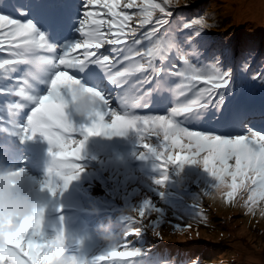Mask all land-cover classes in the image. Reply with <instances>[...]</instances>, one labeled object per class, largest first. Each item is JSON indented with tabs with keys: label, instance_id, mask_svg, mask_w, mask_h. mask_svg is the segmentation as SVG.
I'll return each mask as SVG.
<instances>
[{
	"label": "snow or ice",
	"instance_id": "snow-or-ice-1",
	"mask_svg": "<svg viewBox=\"0 0 264 264\" xmlns=\"http://www.w3.org/2000/svg\"><path fill=\"white\" fill-rule=\"evenodd\" d=\"M178 3L179 0H81L73 10L74 6L64 0H24L11 6L12 14H2L4 9L0 8V52H7L11 57L0 59V79L10 78L20 65H29L40 68L43 76L36 79L47 86L42 94L29 79L18 78L17 83L0 87V94L15 93L23 98V103L7 106L13 117L31 106L26 123L18 124L13 120L12 128L24 140L32 139L37 133L44 136L51 145L49 176H58L63 181V189L84 171L82 164L72 163L68 157L84 159L90 134L99 132L104 136H116L135 129L141 138L156 136L160 140L162 137L161 146H167L172 153L166 160L163 151L143 145L148 153L163 160L162 167L166 168L168 161L200 163L216 179L212 186L216 192L224 193L229 200L237 193H247L244 206L253 213L257 203L264 201V133L248 127L244 135H219L184 126L200 127L231 119L233 113L228 97L233 91L230 87L233 77L231 69H225L219 57L204 66L194 64L174 35L175 30L157 35L161 27L169 24L168 17L172 16L169 7ZM98 8L105 11L95 10ZM132 9L136 11L130 13ZM157 13L161 15L154 21ZM14 15L21 18L15 19ZM133 20L135 27L130 23ZM50 21H55L59 28L66 26L69 31L79 34V38L54 43V37L50 38L45 27ZM150 24L152 27L137 38V33ZM180 27L192 30L186 42L195 47V38L213 24L206 16H200L183 22ZM129 39L131 43L126 45ZM145 41L148 47H137ZM106 44L112 46L110 51L114 55H98ZM78 49L83 52L72 55ZM173 54L180 64L165 68ZM92 66H98L112 85L123 89L119 97L123 114L111 108L106 94L89 83L94 75ZM247 68L245 63L243 69ZM168 76H176L180 82L172 86ZM148 84L153 86L145 90L144 86ZM78 85L86 86L85 91L93 92L100 99L98 110L87 123L79 125L75 114L68 111L75 101ZM165 91L173 93L175 102L167 114L137 115L132 111L148 107L154 92ZM106 116H110V122L105 120ZM78 133L83 138L72 140L71 137ZM73 144L78 146L68 151ZM176 149L181 155L175 154ZM166 178L162 177L157 183H163ZM42 183L56 195L58 186L51 179ZM240 198L243 199V195ZM151 207L146 201L138 209L139 216L143 218L145 209L149 211ZM261 215H264V209H261ZM44 217L45 208L41 207L24 222L8 245L0 248V264H53L58 255L64 254V231H57L52 238L46 237L41 230ZM130 219L133 221L132 217ZM141 231V227H135L128 234L138 235ZM118 247V244L112 245L92 264L112 258L128 261L139 254L134 247L129 251H119ZM74 264H81V261L74 259ZM191 264H198V261L193 260Z\"/></svg>",
	"mask_w": 264,
	"mask_h": 264
},
{
	"label": "rangeland",
	"instance_id": "rangeland-1",
	"mask_svg": "<svg viewBox=\"0 0 264 264\" xmlns=\"http://www.w3.org/2000/svg\"><path fill=\"white\" fill-rule=\"evenodd\" d=\"M186 1V0H185ZM188 2H190V0H187ZM20 2H24V0H15V3H20ZM64 2H70L69 0H64ZM3 4L0 3V8L2 7ZM10 8V7H9ZM8 8V9H9ZM9 11V10H8ZM215 14L213 15H210V16H207L208 18H214L216 17V14L220 15L219 12H218V8L217 10H215ZM224 13L226 14L225 16L226 17H230L232 16L229 11H226V9H224ZM14 17L16 19H19L17 16L14 15ZM100 18H106L104 16H101ZM46 30L49 31L50 33V38H53L54 39H57V37L59 36H64L68 33V28L66 26L62 27V28H59L57 26V23L55 24V21H50V22H46ZM51 29V30H50ZM79 34H76V37H78ZM79 38V37H78ZM53 39V42L54 43H58V44H62L64 42H55ZM127 42V41H126ZM215 46L217 48H220L221 45L219 43L215 44ZM220 53L223 57L226 56V53L228 54V49H224L223 46L220 50ZM8 55L7 52H0V59H3L5 58V56ZM229 55V54H228ZM93 69H94V66H92ZM97 68V71L98 73L100 74V78H101V81H99L97 83V88L98 90L102 91L103 93L106 94V99L109 100V105L111 108L115 109L116 111L120 112V114H123L122 111H121V107H120V100L117 98L116 95L113 96L114 100L112 99V90H107L105 91L104 88H105V83L102 82V79H104V77H106L103 73L102 70L99 69L98 66H95ZM95 70V69H94ZM15 75H17V72H14V73H11L10 74V78L8 79H0V87L1 86H9V85H12L14 83H16V78H15ZM115 88H117L115 86ZM123 92V91H122ZM6 94H9V93H2L0 94V119L2 118H6L5 114L6 113H9L10 112L8 111V109L5 108V106L8 104L9 102V99L7 98ZM123 93L119 94V97L122 95ZM4 97V98H3ZM132 111L135 112V114L137 115H165L166 113H156V114H153V113H150V112H145V111H140L138 109H132ZM75 120H76V123L79 125V124H82V123H87L88 121H85V120H82L81 118L79 117H76L75 116ZM105 120L110 122V116H106L105 117ZM185 127H187L188 125L185 124L184 125ZM202 126L199 127V129L201 128ZM208 130H211V127H209ZM254 130V129H252ZM201 131V130H200ZM203 131V130H202ZM255 131V130H254ZM0 132H2L1 128H0ZM244 135V133L242 134ZM3 137H6V134L3 133ZM104 138L106 141H110L112 142L113 146H114V153L115 154H118L117 155V158L116 160L118 161H122V157L123 158H126V160H129L131 161V157L136 155V145L138 146V149L140 148V145H139V142H140V139L141 137H139L138 133L135 131V130H129L127 132L126 135H124V137H126L128 139V141H125V139L123 138V136H104V135H101V136H95V137H91L89 138L88 140V143H93L96 139H100V138ZM153 137V138H152ZM151 138H145L143 141H142V145L144 144H148L150 145L151 147H156L158 148V150L162 151L163 150V147L157 143V141H155L154 138H157L156 136H152ZM83 137L81 136V139ZM125 143H127V145L125 146ZM7 147H9L12 143H6ZM117 148V149H116ZM143 152L147 155V156H151V153H148L147 152V149L143 147ZM172 153L171 152H167V155H171ZM154 155V154H152ZM155 159H157V157L154 155ZM22 158H25L24 156ZM230 163H233V162H230ZM175 165V168L174 169H177L178 170V166L174 163ZM167 171H163L161 172V175L162 176V173H165ZM206 174V172H205ZM123 175H124V179L126 177V172L123 171ZM105 177L107 178H110L112 179V176L109 172H106L105 173ZM162 177L159 178V180L161 179ZM183 183H185V180L182 181ZM212 182H217L216 179L212 176L210 177H205L204 179V182H203V185L204 184H211ZM165 183V184H164ZM214 183V184H215ZM189 184H199V180H195V181H191L189 182ZM210 185L211 187L214 185ZM166 187V179L164 180L163 183H157L155 181H153V184H152V188L155 190V193H153L155 195V200H156V197L159 196V189L161 188H164ZM211 187H208L211 188ZM200 188H203V186H201ZM41 196L40 193L36 192V200H39V197ZM179 196L180 197H184L185 196V192L184 191H180L179 192ZM123 197V194L122 192H119V199H122ZM161 198L163 200L164 203L166 204H169L170 208L165 211L163 214H167V215H172V216H180L179 215V206L177 205V202L176 201H169L165 195H161ZM261 202V201H260ZM228 210H226L225 212H227ZM235 213L232 212V215L230 216L232 221L234 223H237L239 222L240 220L237 219L235 216ZM161 219V218H160ZM181 218H179L177 221H175L176 223L179 222ZM218 219V218H217ZM220 219V218H219ZM166 220L167 217H163V219H161L160 221V225L158 227V231H159V239H158V242L157 241H154L153 242V245L148 247L150 249L151 252H149L147 255H149L150 257L154 258L155 255H154V251L158 248V245L161 244V246H172L174 245L177 240H179V237H182L185 235V230L184 228L182 230H179V232L175 231V230H172V227H171V223L167 222ZM253 221H257L259 222V224L257 222H253V225H256L258 224L256 227H259V228H264V217H262V215H257L255 217L252 218ZM171 221V220H169ZM174 222V221H173ZM153 223V222H152ZM246 223V221H245ZM57 231L59 230H63L65 233H66V236H67V239H66V254H69V255H74L78 258L79 261H81V264H90L91 262H93L95 260L96 257L100 256L99 252L102 251L101 255L104 254V250H100V245L102 243V240L103 238H95L93 241H90L88 239V237H86V234H87V230H86V223L82 220V221H78L77 224H73V225H76V226H73L72 225V219H62L60 220L59 222H57ZM144 226V227H143ZM143 233H149V230L147 229V227L145 225H141L140 226ZM238 227H240L242 230H245L246 227H245V224L244 223H241ZM255 226H253V228H256ZM72 229H76L78 232H79V237H76L73 230ZM193 230H194V235L196 234L195 236V239H194V244H199L200 243V240H199V237L197 236V232L199 230V226L197 224L196 221H193ZM56 232H54V235L53 237L56 235ZM257 232V236H252L251 240H248V238H246V233L243 232L240 236V238H236L234 240H231L232 238H227L226 240H222L221 243L223 244V242H231L233 244H236V246L238 247H242L241 250L242 251H246L248 252L249 250H259V251H256L257 253H254L253 256H256L258 257L257 260H253L256 264L258 262H260L261 264H263L262 260H261V257H263L264 253V243H262V239L264 240V238H257L258 236H262L263 237V232L257 230V229H252V231L250 230V233L251 232ZM214 236L217 237V234H218V230L217 229H214ZM127 233H129L127 231ZM252 234V233H251ZM245 235V236H244ZM124 234L121 235L122 238H124ZM218 238V237H217ZM166 239H168V243H165ZM228 240H231V241H228ZM131 241V240H130ZM249 244H248V242ZM262 244H261V243ZM214 244H216L215 242H212V245L211 247H213L212 250H208L207 247L208 245L207 244H201L199 246H202V248H206L208 251H210L211 253L212 252H217V251H220V248L214 246ZM194 246V245H192ZM252 246V247H251ZM111 245L109 244V249H110ZM221 247V245H220ZM170 247H167L166 249L163 250V255H169V256H172V257H163L164 259H167V260H170L172 258H175V254H176V251H172L171 249H169ZM256 248V249H255ZM219 249V250H217ZM69 252H72V253H69ZM261 253V254H260ZM260 254V255H259ZM263 254V255H262ZM91 255H94L93 257H91ZM212 255V254H210ZM214 256V255H212ZM91 257V258H90ZM90 258V259H89ZM135 259H138L140 258V255H137L134 257ZM153 263H156V260H153ZM191 263V258L190 257H187L186 259V264H189ZM135 264H141V262L139 263H135Z\"/></svg>",
	"mask_w": 264,
	"mask_h": 264
},
{
	"label": "trees",
	"instance_id": "trees-1",
	"mask_svg": "<svg viewBox=\"0 0 264 264\" xmlns=\"http://www.w3.org/2000/svg\"><path fill=\"white\" fill-rule=\"evenodd\" d=\"M217 3L218 6L215 7ZM222 3H226V0H190L189 3L187 0L186 1L179 0L178 4L180 7L184 9V14L185 17L187 18H189V14L191 12H198L199 13L198 17L200 16L207 17L215 14L216 13L215 10H217L218 8V12L220 15L216 14V17L214 18L207 17L209 23L213 24V27H211L210 29H205L206 33L213 36V38L216 39L218 42L220 41L225 42L227 39H229L230 43L227 45V48L229 47L231 53H235L236 56L239 55L240 52L244 51L245 48L241 46V44H238V42L236 41L233 42L232 39L235 40L243 39V41L246 40L250 47L246 52H251V56H248L245 59L249 60L250 57H253V59H256L254 60L255 67L261 69L258 70L256 76H250L248 77V80L247 79L244 80L245 81L244 83L249 84L252 81L254 82L256 81L259 84H262L264 82V22H259L256 21V19L255 20L251 19L250 18L251 16H248L246 20L235 22L233 21L234 19H236L234 16H230V17L225 16L226 14L224 13V9L220 8V5ZM256 23H258L257 27H256ZM234 60L235 62L238 63L239 60L241 62L243 59L241 60L240 58L237 57V60L236 59ZM244 100L252 102V106L254 107L255 111L257 110L259 111V109H262V101H264V99H260L258 96L254 94H247L243 97V101ZM261 111L263 112V110ZM232 202L239 211H242L243 213L245 212V208H241L240 206H238L234 200ZM225 211L226 210H224L223 216H219L220 219L219 218L217 219V223L212 226V228H214V226L218 224L217 225L218 239L220 238L221 240L224 239L226 240L227 238H232L231 240H234L236 238H240L241 234L245 232L246 238H248V240H251L252 239L251 237L253 235L254 236L258 235L257 232L254 231L251 232L252 233L251 234L250 230L252 231V229H257L263 232V237L258 236L257 238H261V239L264 238V228L256 227L259 224V222L247 218V216H244V214L242 215L241 212L234 209H231L227 212ZM232 212H234L235 213L234 216L240 220L239 222L234 223L232 221L230 217L232 215ZM257 215L258 214H254V215L251 214V217L253 218ZM253 222H257L258 224L253 225ZM241 223L245 224L246 227L245 230H242L240 227H238ZM186 225H188L189 227L184 228L185 235L179 237V243H187V242L192 243L195 239L196 234L194 235L193 224L192 225L186 224ZM253 226H255L256 228H253ZM198 237L199 239L207 243H212V242H215L216 244L219 243L217 242V237L215 239L210 237H203V236H198ZM165 241H166L165 243H168V239H166ZM262 243H264L263 239H262ZM226 250L227 253L225 254V257L216 258L214 261L215 264H256L253 260H257L258 257L253 255L254 253H257L256 251L259 250L256 251L249 250L248 252H246L242 250H236L235 248L232 249L231 247L225 248L224 252ZM261 260L264 264V255L263 257H261ZM257 264H261V263L258 262Z\"/></svg>",
	"mask_w": 264,
	"mask_h": 264
},
{
	"label": "clouds",
	"instance_id": "clouds-1",
	"mask_svg": "<svg viewBox=\"0 0 264 264\" xmlns=\"http://www.w3.org/2000/svg\"><path fill=\"white\" fill-rule=\"evenodd\" d=\"M84 87L86 86L78 85L76 87L75 101L71 105V112H73L76 117L88 121L100 107V99L93 92L85 91ZM126 134L127 133L123 135L117 134L116 136H124ZM101 135L103 134L99 132L95 135L90 134L88 140L91 137ZM86 149L87 144L85 145V152ZM209 174L211 175V173ZM57 178L59 177H50L47 169L46 179H51L52 182L56 184ZM24 181V169H17L15 165L0 164V248L8 245L9 240L21 230L24 222L28 221L38 208L46 207L41 201L34 199L33 191L30 187L23 190L19 188ZM40 190H47L55 196V194L49 188L45 187L43 183L40 186ZM93 211L98 212L99 209L94 207ZM43 223L44 220L41 221V230H43ZM103 238L108 241L111 246L115 245L117 242V235L111 233L107 228L104 229ZM66 239L67 236L65 233V243ZM74 259L78 260L76 256L66 254L65 248L64 254L58 255L53 261V264H74Z\"/></svg>",
	"mask_w": 264,
	"mask_h": 264
},
{
	"label": "bare ground",
	"instance_id": "bare-ground-1",
	"mask_svg": "<svg viewBox=\"0 0 264 264\" xmlns=\"http://www.w3.org/2000/svg\"><path fill=\"white\" fill-rule=\"evenodd\" d=\"M0 3L3 4L1 8L4 9L3 13L2 14H11L12 13V8L11 6L16 4L15 3V0H12V2L10 0H0ZM10 6V8H9ZM218 6V3L215 5V7ZM9 8V9H8ZM193 8V7H192ZM191 8V9H192ZM220 8L222 9H226L227 11H229V13L234 16L236 19H234L233 21L235 22H239V21H243V20H246L248 16H251L250 18L251 19H256V21H259V22H264V0H226V3H222L220 5ZM9 10V11H8ZM18 17V16H17ZM19 19L21 17H18ZM171 25V24H170ZM258 23H256V27H257ZM136 26V25H135ZM134 26V27H135ZM208 39V38H207ZM233 42H238V44H241V46H245V50L240 52L239 55H237L238 58H240L242 61L237 63V65H235L234 69L232 68H227L225 67L221 62V65L225 68V69H231L232 73L235 72V74H238V72L240 70H242V72L240 73V76H241V79L242 78H245V72L246 70L243 69V63H248L250 62V60H247V59H244V52L248 51V42L243 41V39H239V40H235V39H232ZM210 41L211 43H215V41L213 40H208ZM230 43V40L227 39L225 42H224V46L226 47L228 44ZM141 46V45H140ZM193 54L196 58H201V56L203 55V53L199 50V48L196 47V49L193 51ZM105 91H107L108 89L107 88H104ZM114 92V91H113ZM162 101V105L164 106H171L172 104H174V95L172 92H170V95L166 98L164 97H159V98H155L151 101V103H158V102H161ZM245 101V100H244ZM239 101H236V103H238ZM26 111H24L25 113ZM259 118V117H257ZM14 119H17L14 117ZM233 118L227 120V122H230ZM244 120V123H250L252 124L253 121L250 119V118H243ZM215 125H219V124H215ZM220 125H228V123L226 124H220ZM238 126V125H237ZM242 126V125H241ZM264 131V130H262ZM73 138H77V140H80L79 137L77 136H74ZM10 140L11 141H7V142H12V137H10ZM74 146H78V145H75L73 144ZM47 146V144H45L43 147H40L39 150H43L45 149V147ZM19 154V153H18ZM17 156V155H16ZM15 156V157H16ZM8 165H11L12 162L9 161L8 163H6ZM5 164V165H6ZM36 177V174H32L31 175V178L34 179ZM78 180H74L72 181L70 184H69V187L68 189L69 190H73L75 189L74 187V184L77 182ZM61 184H63V181L60 180ZM59 181H57V184L60 183ZM59 187V186H58ZM48 192V191H47ZM66 192L65 189H63V191L58 195L59 198L61 199L62 197V194ZM51 216L53 217H57V214L54 212L51 214ZM193 221H196L193 217L189 216L188 218H182L179 220V222L181 223V228L179 230H182L183 228L185 227H189L188 225L186 224H193ZM197 222V221H196ZM166 249L165 246H161V244L158 245V249L155 253V256L159 259V261L161 262H165V261H168L166 259H163L162 257H168L169 255H163V252H159V251H162ZM201 249H202V246H201ZM212 248L208 249V250H212ZM185 250H187L189 253H193L194 251L190 248H188V246H186L184 248V252ZM175 252V251H174ZM147 254V252H146ZM169 257H172V256H169ZM177 257H180L178 258V260H184L186 257L185 256H182L181 255H177ZM178 263V261H177ZM141 264H144V263H141ZM164 264H167V263H164Z\"/></svg>",
	"mask_w": 264,
	"mask_h": 264
}]
</instances>
